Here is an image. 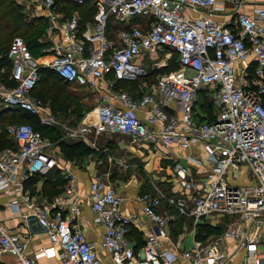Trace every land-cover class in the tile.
Here are the masks:
<instances>
[{
    "label": "built area",
    "instance_id": "2783aa9c",
    "mask_svg": "<svg viewBox=\"0 0 264 264\" xmlns=\"http://www.w3.org/2000/svg\"><path fill=\"white\" fill-rule=\"evenodd\" d=\"M14 1L35 3V14L47 22L51 38L46 51L52 55L43 67L92 93L100 91V80L105 82L99 102L77 126L66 129L68 137L118 134L135 145H160L167 154L174 144L203 151V158L188 155L171 163L179 192L152 185L139 195L142 215L151 223L142 245L127 237L139 219L123 213V198L107 176L89 184L87 197L94 221L104 228L100 246L108 263L264 264V0H71L79 6L89 3L92 18L86 21L77 10L63 11L65 4L56 0ZM248 4L251 12L243 10ZM221 13L228 18L216 20ZM109 17L118 24L141 23L109 41ZM162 49L177 54L178 70L171 74L176 77H158L138 98L116 88L118 82L145 78L142 56ZM6 57L14 86L0 81V108L27 111L41 125L53 123L41 115L40 100L31 95L42 66L20 37L11 40ZM185 71L189 76H183ZM198 91L210 92V121L195 117ZM171 103L175 112L166 110ZM8 132L14 145L0 150V192L19 195L9 207L20 216L21 230L10 233L0 225V258L9 256L13 264H40L41 258L47 259L43 264H102L94 244L74 224L80 199L69 171L63 192L45 204H34L24 189L30 177L58 166L53 143L29 123L10 126ZM204 164L208 170L203 174H191V165ZM242 171L247 183H234ZM29 215L49 243L32 256ZM177 224L180 234L173 240L171 229ZM203 226L215 230L200 232Z\"/></svg>",
    "mask_w": 264,
    "mask_h": 264
},
{
    "label": "crops",
    "instance_id": "0c3cea01",
    "mask_svg": "<svg viewBox=\"0 0 264 264\" xmlns=\"http://www.w3.org/2000/svg\"><path fill=\"white\" fill-rule=\"evenodd\" d=\"M247 1H250L251 3H258L261 0ZM249 5L250 4L243 8L245 12H251V6ZM226 7L229 8V5H227ZM227 18L228 14L221 13L215 15L216 20H224ZM154 55L155 52L146 54L142 56V59L144 56H147L149 59H151L154 57ZM177 70L178 68L175 71L170 72L169 74L176 73ZM189 74L190 72L185 71L183 73V76H189ZM147 77L148 76L135 82H118L116 88L129 91L135 96V98H138L146 91H149L150 87L154 86L156 80L159 77V74H157L154 82H149ZM98 83L100 91L96 93L90 92L91 94L96 96L97 103L99 102L101 95L106 91L104 80H100ZM78 87L85 88L88 90V88L86 87ZM112 103H114V105L116 106L118 105L117 102L112 101ZM208 105L211 106L210 92L198 91L196 93V98L193 106V111L198 121L212 120V113H208L205 109V107L207 108ZM173 108V103H171V106L166 107V110L169 112H175ZM138 116L141 120L145 121L144 114L138 112ZM104 136H112L111 139L114 138V140H110L109 142H107V146L104 147V153L101 152L103 154L100 155L96 151H94V144L91 140L89 141L87 138L86 140L73 139L68 137L66 131H64L62 136H60L59 138L61 142L68 144L81 142L87 147H89L92 151L90 153L80 155L79 157L69 158L65 156V154H63L58 145L53 144V146H56L57 148L56 159L58 161V166L54 167L53 169L58 170L59 174L62 176L63 179H65L64 174L67 171H69L75 177V192L80 199V214L74 220V224L78 228H80V230L84 233L86 239L94 244L96 252L102 264H109L108 256L100 246L102 235L104 233V228L101 224L94 221V213L90 208V202L87 197L89 191V184L96 177H101L105 173L103 171L105 168L107 169V167L110 168V166H112V170L110 171V174L108 176L113 189L123 198V213L135 216L139 219L138 225L130 226L127 237L133 240L136 245H142L144 243L145 236L149 232L151 223L150 221L146 220L142 215V204L138 199L139 195L145 190H151L152 185L156 186L159 190H162L166 193L179 192V187L173 182V177L170 170L171 163L173 162V160H185L186 156L188 155H194L199 158H203L204 154L199 146L185 149L181 148L177 144H174L171 147V154H167L163 147L160 145L154 146L147 142H142L140 145H133L131 143L124 145L119 140L120 137L128 139V137L126 136H121L118 134H112L110 136L101 135V137ZM89 137L94 138L96 136L89 135ZM123 154L128 157V159L126 160V166L129 169L128 172L130 173L128 174V176L122 178L121 175H116L114 167H116L115 162L117 161V158H119V156H123ZM108 158H111L110 161H108ZM53 169L49 170L45 175L39 176L40 180L37 183L25 189L29 192V196H31L32 201H34V204H45L52 197H54L50 196L53 195L52 193L54 192L50 185L51 181H53L54 178L51 175L50 179H48ZM101 169L103 170L101 171ZM206 170H208V166L206 164L191 165L190 168V172L193 176L203 174ZM239 175L244 178V182L240 183L238 182V180H236L234 181V183L239 185L246 184L247 177L244 171H242ZM66 184L67 181L65 179V184L61 187H57V190L60 192L57 195L63 192V189ZM18 196L19 195L16 193L6 194L0 192V225L5 227L10 233H14L18 230H21L20 216L12 213L9 207V201L16 198L18 199ZM179 227L180 224H177L171 229V237L173 240H178L180 234ZM186 244H189V240H186ZM48 246L49 243L44 233L32 234V236L29 238L28 245L29 256H32V253L44 249ZM178 246L182 247L183 245L179 244ZM8 257L9 256H2V261L0 263L4 264L3 258ZM46 260L47 259L45 258H41L39 260V263L43 264ZM51 262L56 263V260L52 259Z\"/></svg>",
    "mask_w": 264,
    "mask_h": 264
},
{
    "label": "trees",
    "instance_id": "16d2710c",
    "mask_svg": "<svg viewBox=\"0 0 264 264\" xmlns=\"http://www.w3.org/2000/svg\"><path fill=\"white\" fill-rule=\"evenodd\" d=\"M59 1L63 2V4H65L64 6H66V4L73 5L74 8L73 10H77L79 12L83 21L90 20L92 18V9L88 2L82 6H79L72 3L71 0H56V2L58 3ZM21 11L22 9L20 5L14 2L13 0H0V44L3 42L2 40L3 37L6 38V41L8 40V44L6 46L4 55L1 56L0 54V70L2 68H6L7 75L3 79L1 78L0 81L6 83L10 87L14 86V82L9 80L10 61L6 57V52L11 40L15 37V35H22L24 39V43L26 44L30 54L34 56H38V50L36 51L37 48L46 45V42H40V38L43 34V23H44L42 17L35 16L33 17L32 20L25 22L24 15L22 14ZM174 54L176 53L174 52ZM39 57L40 60L43 61L44 63L50 60L51 55H49L48 53H44L41 54ZM176 61H177V54H176ZM177 68H178V64L176 62L175 64L166 65L163 68L156 69L151 74L156 75L164 71L173 72ZM38 75H39L38 82L31 91L32 97L40 101L44 100L45 87L52 85L55 103L58 104L62 110L66 111L70 109L71 102L69 100V97L71 96V93L67 90L68 83L63 81L62 78L57 76L53 71H51L46 67H39ZM210 107L211 106L208 105L207 108L205 107V109L208 113L211 114L213 111L210 110ZM82 117L80 118V120L82 119ZM10 122H14V125L15 122H17L16 124L29 123L36 131L42 130L44 128L43 126L40 125L39 119L36 115H33L27 111H23L16 108H11V109L0 108V150H3L4 148L12 147L14 145V142L11 140L10 136L6 134L4 127L5 126L4 123H10ZM51 129L49 128V130L52 131L51 134V136L53 137L52 139H55L57 141L59 139V133L58 131H56V129H52V130ZM39 132L41 133V131ZM41 135L43 136V134ZM57 145L60 147L63 154H65V156L69 158L79 157L80 155L87 154L92 151L89 147H87L85 144L81 142L68 144L58 140ZM51 175L54 178V180L51 181L50 185L54 190V192L52 193L53 195L50 196H55L58 193H60L57 190V187L63 186L65 184V179L62 178V176L59 174V171L56 169H53L48 179H50ZM39 180H40L39 176L30 177L29 180L24 184V189L29 188V186L34 185ZM214 230L215 229L210 228L208 226L200 227V232L204 231L206 233H210L213 232Z\"/></svg>",
    "mask_w": 264,
    "mask_h": 264
},
{
    "label": "rangeland",
    "instance_id": "374dc122",
    "mask_svg": "<svg viewBox=\"0 0 264 264\" xmlns=\"http://www.w3.org/2000/svg\"><path fill=\"white\" fill-rule=\"evenodd\" d=\"M14 2H16V1H14ZM16 3H18V2H16ZM59 3H63V2L59 1ZM18 4L20 5V7L22 9L21 12L24 15V21L25 22L32 20L33 17H35V16H39L38 14L36 15L35 14L36 12L34 11V4L35 3H33L31 5H25V4H20V3H18ZM62 9L66 13H69L74 8H73V5L66 4V6H64ZM43 22H44L43 23V34L40 38V42H46L47 46L45 45L43 47L36 49V51L38 50V56L32 55V57L34 59H36L42 67L46 62L43 63V61L40 60L39 56L41 54L48 53L46 51V49L48 48V46L50 44L48 39L51 38V36L49 37L47 35L48 26H47L46 20L43 19ZM140 23H141L140 20H133L128 25L122 24V23L118 24V23L114 22L111 17H109L108 21H107V26H106V37L109 41H116L117 33L120 30L129 28L132 25H139ZM15 37H20L24 41L22 35H15ZM2 40H3V42L0 44L1 56L4 55L6 46L8 44V40L6 41V38L3 37ZM48 54L52 55L50 53H48ZM141 61H142V64L145 67V70L147 72V76H148L147 79L149 82H154V80L157 76V74L156 75L151 74L154 70L163 68L166 65L175 64L177 62L176 61V54H174V52L171 49L158 50L155 52V55L153 58L149 59L147 56H144ZM169 73L170 72H165V71L161 72V73H159V77H160V75H161V77H163V76H167V77L174 76V77H176L177 76L175 74L171 75ZM6 75H7V69L2 68L0 70V80H1V78L2 79L5 78ZM67 90L71 93V96L69 97V100L71 102V108L66 110V111L62 110L61 107L55 103L52 85L45 87V89H44L45 98H44V100L40 101V113H41V115L44 117L50 116L54 122L51 123L50 125H46V124L41 125L40 124L41 126H43L44 128L46 127V128L45 129L43 128L42 129L43 131L42 130H39V131H41V134H43V136L46 140H48L49 142H51L55 145H57V141L59 139L57 141L55 139H52L53 138L51 136L52 131H50L49 128L50 129L51 128L56 129V131H58V133H59V138H60V136H62L63 132L66 131L67 128H74L75 126H77L80 122V118L85 113L90 111L94 106H96V103H97L96 96L91 94L90 91H88L85 88L78 87L77 85H74V84H68ZM210 110L214 111L212 106L210 107ZM16 123L17 122H15V124ZM4 124H5V126H4L5 132L9 136L8 127L13 126L14 122L4 123ZM111 137H106V136H104V137L99 136V137H94V138L88 137V140L89 141L91 140L93 142L94 151H96L98 154L102 155L104 153V147L107 146L106 145L107 142H109L110 140H114V138L111 139ZM119 141L124 145L131 143V141L127 138H121L120 137ZM53 148L56 152L54 157L57 158V148H56V146H54ZM101 152H103V153H101ZM110 159L108 158V161ZM127 159H128V157L125 154H123V156H119V158H117V161L115 162L116 167H114L115 168L114 171L116 172V175H121L122 178L128 176V174L130 173V172H128L129 169L127 168V166H125V164H123V162H125ZM108 168L109 167H107V169L105 168L106 170L103 168L104 170L101 169V171L103 170L105 172L102 176H107L108 181L110 182L108 175L110 174V171L112 170V166H110L111 169L110 168L108 169ZM237 180L240 183L244 182V178H242V176H240V175L237 177ZM0 259L2 261V257ZM3 259H4V264H13V262H14V259L11 257L3 258Z\"/></svg>",
    "mask_w": 264,
    "mask_h": 264
},
{
    "label": "water",
    "instance_id": "95a60500",
    "mask_svg": "<svg viewBox=\"0 0 264 264\" xmlns=\"http://www.w3.org/2000/svg\"><path fill=\"white\" fill-rule=\"evenodd\" d=\"M27 224L29 231L32 234H37V233H43V229L40 227V225L37 223L35 217L33 215H29L26 218Z\"/></svg>",
    "mask_w": 264,
    "mask_h": 264
}]
</instances>
